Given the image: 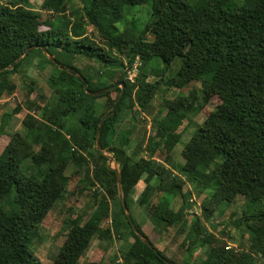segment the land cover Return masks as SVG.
<instances>
[{"label":"trees","instance_id":"obj_1","mask_svg":"<svg viewBox=\"0 0 264 264\" xmlns=\"http://www.w3.org/2000/svg\"><path fill=\"white\" fill-rule=\"evenodd\" d=\"M27 1L0 0V97L13 93L16 85L11 76L31 59H38L39 71L51 66L46 76L51 92L27 103L39 116L25 115V135H8L0 124V264H40L30 244L61 197L70 164L84 168L80 192L89 188L93 206L85 219L80 214L68 222L53 264H77L95 236L99 240L115 237L124 243L116 256L121 264H189V259L165 256L143 231L133 204L148 212L152 228L163 225L164 232L176 226L177 233L185 234L190 243L205 245L206 257L198 264H264V0H197L195 4L187 0H89L73 19L65 15L67 0H42V9L62 18L59 26L53 25V17L41 20ZM147 3L151 19L138 34L116 27L123 20L125 6ZM87 26L94 31L90 35ZM73 43L77 48L85 43L101 51L97 56L110 68L96 70L85 64L83 60H92L93 54L71 48ZM33 45L45 47L63 68L51 63L41 49L29 51ZM111 51L121 57H113ZM155 57L163 63L162 76L146 82L144 68ZM136 58L140 65L131 83L126 69ZM176 59L174 75L165 74ZM78 75L86 79L91 92L124 83L113 115L101 127L99 150L95 146L98 121L110 113L120 87L90 95ZM191 82L200 88L167 100L165 114L152 120L149 135L138 136L141 120L137 116L148 111L159 85L182 88ZM34 85L30 80V86ZM209 98L216 99L215 107L183 145L184 163L180 171H174L173 147L181 141L178 128ZM19 111L17 107L13 113ZM72 117L76 125L69 127ZM31 130L36 131L33 141L28 139ZM105 153L118 165L122 195L134 226L159 255L133 231L118 197L115 172L106 167ZM157 154H163L164 160L157 159ZM141 181L144 186L133 200ZM187 181L196 184L197 196L204 191L209 195L200 216L189 213L191 192H183ZM239 195L245 207L230 223L236 228L242 225L249 241L238 249L226 248L225 239L232 236L224 231L216 236L201 218L208 220L220 202H232ZM3 202L17 210L6 211ZM106 217L110 225L100 230ZM178 249L190 252L185 241Z\"/></svg>","mask_w":264,"mask_h":264},{"label":"rangeland","instance_id":"obj_2","mask_svg":"<svg viewBox=\"0 0 264 264\" xmlns=\"http://www.w3.org/2000/svg\"><path fill=\"white\" fill-rule=\"evenodd\" d=\"M191 4H195L197 0H187ZM243 0H237V2H242ZM67 8L65 11V15L67 17L73 19L74 17L81 14L83 11V7L89 5V0H67ZM27 4L30 8L36 10L40 14V19L45 20L47 18H52V13L42 9V0H28ZM151 9L150 5L144 4L140 6H125L124 8V16L123 20L117 22L115 25L119 30L127 29L134 35L138 34V32L148 23L151 19ZM55 18L52 23L54 26L61 25L62 18L58 15H55ZM58 19V20H57ZM45 27H41L44 29ZM87 34L90 35L93 33V29L90 26L86 27ZM66 41V40H64ZM100 44V43H99ZM104 47L103 44H100ZM71 48L80 50L82 52H88L93 54L92 60L85 59L83 62L85 64H92L95 66L96 70H104L109 69L110 67H104L102 62V57H98L97 55L102 54L99 50H94L92 46L81 43L77 48L73 43ZM107 51V49H105ZM110 54L113 57H121L120 54H117L114 51H111ZM30 61H24L20 70L11 76L12 81L16 85L13 93L7 95L3 94L0 97V124L1 122L5 125V132L8 135H12L15 132H19L22 135H25V129L22 124V120L26 114H31L34 117L39 116L38 112L33 109L27 108V103L40 95L48 97L51 90L46 83V76L48 70H50L51 66H48L46 70L39 71L37 68L30 65ZM178 59H176L173 64H171L170 68L165 74L174 75L177 69ZM83 65V63H82ZM140 65L138 61V66ZM84 66V65H83ZM163 68L162 61L155 57L144 68V74L147 76L144 78L146 82H154L158 80L162 74L160 70ZM158 73V74H156ZM34 80L35 86H30V80ZM196 88L198 90L200 88L199 83L191 82L188 85H185L182 88H167L164 85H159L156 94L151 98L148 111H140L139 116L137 118L141 120L139 125L137 126L136 132L138 136L143 135L148 136L151 132V123L154 118H162L166 111V101L170 100L174 97H186L189 95L190 91ZM98 108H101L102 100L97 101ZM216 104V99H208L206 103L202 106V109L195 115L185 118L183 120L182 126L178 128V131L181 132V141L176 144L173 148L172 157L173 162L176 166L172 168L174 171H180L181 165L184 163V159L181 155V149L183 145L190 139V137L194 134L197 129V126L201 124L206 114L213 110ZM19 107L20 111L18 113H13L14 110ZM7 114V115H6ZM4 115H6L4 117ZM159 120V119H158ZM69 123V127L72 125H76V118L72 117ZM36 131L31 130L28 133V139L33 141L35 138ZM7 141V140H6ZM3 143V142H2ZM136 141H133L131 145V149H134ZM3 147L0 145V149ZM35 150H37V146L35 145ZM174 153V155H173ZM106 155L111 156L110 154L105 153ZM157 159L164 160L163 154L155 155ZM111 166L116 168L117 163L112 160ZM83 173L84 168H78L70 164L66 169V175L69 176L67 183L63 188V192L61 197L55 202L50 211L43 218L41 223L37 228V234L32 240L30 244V249L33 252L34 256L40 261V264H53V262L57 259L61 245L65 238L66 233L68 232L69 226L68 222L74 219L77 215L84 214V219L87 217V213H90L93 200L91 198L92 192L89 188L80 190L83 188ZM144 184L141 183L135 189L132 194V199L135 200L137 196L140 194ZM195 183L186 182L183 187V192H191L189 196V202L193 203L192 208L189 213L199 214L200 216V208L204 202H206V198L208 195L207 191L199 194L197 196L195 192ZM94 188H97L96 186ZM92 190V189H91ZM11 197V196H9ZM119 197V196H118ZM9 201V199H7ZM7 203L3 202V208L6 211L17 210L14 205H6ZM173 208L177 207V202L175 201L172 204ZM245 207V201L243 196H237L232 202H220L215 211H213L212 216L208 220H204L201 217V223L204 224L205 228L211 231L216 236H219L223 231L227 232L232 236V239L226 240L227 248H239L241 245H247L249 241V235L246 233L245 228L240 225V227L236 228L230 223V220H234L240 215L241 210ZM132 210L134 215L139 219L143 231L149 236L151 241L160 248L165 256L171 258L173 257L175 260L181 261L183 258L191 260L190 263L198 264L206 257L207 247L199 242H193L188 240V237L185 234H178L177 227H170L167 231L161 232L163 229V225L157 226L155 229L152 228V223L149 218L148 212L144 208H138L133 204ZM232 214V216L230 215ZM189 220V217H188ZM148 222V223H146ZM214 224V228L210 227V224ZM230 223V224H228ZM152 224V225H151ZM110 225V219L108 217L102 219L100 223V230H103ZM223 234V233H222ZM185 241V246L188 244V249L190 252H185L184 249H178V246L181 242ZM124 246V243L117 238H112L111 240L100 239L95 236L88 248L82 253L77 264H84L90 260H95L102 264H111V261L118 255L119 249ZM184 253V254H183ZM120 254V253H119ZM116 264V260L114 261Z\"/></svg>","mask_w":264,"mask_h":264},{"label":"water","instance_id":"obj_3","mask_svg":"<svg viewBox=\"0 0 264 264\" xmlns=\"http://www.w3.org/2000/svg\"><path fill=\"white\" fill-rule=\"evenodd\" d=\"M38 48L41 49L42 52H44V53L46 54V57L50 60L51 63H53L54 65L58 66L59 68H63L62 66L59 65V63H58L55 59H53V57H51V55H49L48 53H46V49H45V47H43V46H41V45H33V46H31V48L29 49V51L32 50V49H38ZM27 54H28V52H25V53L22 55V57H25ZM17 61H19V60H17ZM8 68H11V67H8ZM68 72H69V71H68ZM77 77H78V79H79L80 81L83 82V89H84V91H85L87 94H90V95H101V94H104L105 92L112 91V90L116 89L117 87H120V93L118 94V96H117L115 102L113 103V105H112V107H111V111H110V113H109L108 115L103 114V115L100 117L99 121H98V126H97L96 134H95V146H96V148L99 150L98 142H99V134H100L101 127H102L103 122H104V120L106 119V117H107V116H111V115H113V112H114V105H115V103L120 99V97H121V95H122V93H123V90H124V83H123V82H119V83H117V84H113V85H111V86H108V87H106V88H104V89H102V90H100V91H97V92H91V91H89L88 88H87L88 83H87L86 79H85L84 77H82V76H79V75H78ZM105 156L107 157V162H106V167H107V169H108V170H112V171L115 172V176H116V184H117V190H118L119 200H120V203H121V205H122V208H123V210H124V212H125V215H126L127 219L129 220V222H130V224H131V226H132L133 231L139 236L140 240H141V241H142L147 247H149V248H150V249H151L156 255H159L158 252H157V250L152 246V244L148 241V239H147L145 236H143L142 234H140V233L137 231L136 227L134 226V224H133V222H132V220H131L130 212L128 211V209H127V207H126L125 200H124L123 195H122V191H121V179H120V173H119L118 166H117L116 168H113V167L111 166V162H112L113 158H112L111 156H109V155H106V154H105ZM168 263H169V264H173V263H171V262H168Z\"/></svg>","mask_w":264,"mask_h":264},{"label":"built area","instance_id":"obj_4","mask_svg":"<svg viewBox=\"0 0 264 264\" xmlns=\"http://www.w3.org/2000/svg\"><path fill=\"white\" fill-rule=\"evenodd\" d=\"M138 59L136 58V60L133 62L132 65H130L129 67H127L126 69V79L133 83L134 82V79H135V75L137 73V68H138ZM227 248V247H226ZM116 263L117 264H121L122 263V260L120 257H117L116 258Z\"/></svg>","mask_w":264,"mask_h":264},{"label":"crops","instance_id":"obj_5","mask_svg":"<svg viewBox=\"0 0 264 264\" xmlns=\"http://www.w3.org/2000/svg\"><path fill=\"white\" fill-rule=\"evenodd\" d=\"M28 61V60H27ZM38 62V59H31L30 65H32L33 67L37 68V66L35 65ZM48 68V66L46 67ZM46 68L44 70H46ZM38 69V68H37ZM51 69V68H50ZM43 70V71H44ZM49 72V70H48ZM32 80V79H31ZM34 81V80H33ZM35 86V85H34Z\"/></svg>","mask_w":264,"mask_h":264}]
</instances>
